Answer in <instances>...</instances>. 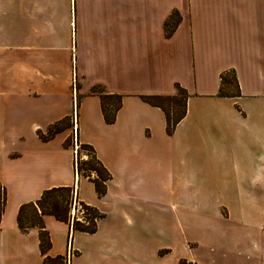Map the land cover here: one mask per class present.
Listing matches in <instances>:
<instances>
[{"label": "crops", "instance_id": "crops-1", "mask_svg": "<svg viewBox=\"0 0 264 264\" xmlns=\"http://www.w3.org/2000/svg\"><path fill=\"white\" fill-rule=\"evenodd\" d=\"M173 14L180 22L167 37ZM208 46L211 59L202 51ZM229 71L240 95L220 97ZM209 79L210 88L202 83ZM176 84L188 93L187 115L169 136L164 112L140 97L174 96ZM95 88L122 97L114 124L105 122ZM59 123L61 132L41 138ZM80 144L93 146L112 176L102 198L75 172ZM0 184L7 193L0 264H43L39 230L22 232L18 212L60 187L75 188L76 203L104 217L87 234L46 216V257L217 262L213 235L203 256L192 229L234 228L232 209H244L247 259L264 264V0H0Z\"/></svg>", "mask_w": 264, "mask_h": 264}, {"label": "trees", "instance_id": "trees-1", "mask_svg": "<svg viewBox=\"0 0 264 264\" xmlns=\"http://www.w3.org/2000/svg\"><path fill=\"white\" fill-rule=\"evenodd\" d=\"M179 22L180 18L177 14H173L170 20L166 22L165 33L167 37L173 34ZM220 80V97H237L240 95L239 84L233 71L222 74ZM232 84L235 87V93H223L225 89H230ZM175 89L176 94L174 96L140 97L145 103L158 107L164 112L166 117V132L169 136L174 134L177 125L187 115L188 93L179 84L175 85ZM93 93L101 99L105 122L109 125L114 124L117 112L122 106V97L104 94L102 90L97 88L93 89ZM62 130V124L59 123L51 127L46 135L40 136L43 140H49ZM70 142L72 140L69 139L66 142V146H70ZM81 152L88 153L85 159L81 157ZM74 166L77 175L88 179L94 184L99 198L106 195L107 182L112 179V176L99 160L93 146L80 144ZM75 201V188L60 187L46 190L37 201L20 206L17 217L19 229L22 232H28L32 228L39 230L40 251L45 256L43 264H66V258L63 256H58L54 259L46 257L47 252L51 248L50 236L44 224L46 216H53L56 220L67 223L73 233L95 234L97 232V222L104 217L103 214L94 207L88 206L83 202H78L76 204L84 211V222H82L83 220H78L79 218L77 217L72 218L71 210ZM6 202V189L0 184V221L5 211ZM180 264L187 263L182 261Z\"/></svg>", "mask_w": 264, "mask_h": 264}, {"label": "rangeland", "instance_id": "rangeland-1", "mask_svg": "<svg viewBox=\"0 0 264 264\" xmlns=\"http://www.w3.org/2000/svg\"><path fill=\"white\" fill-rule=\"evenodd\" d=\"M210 18H205L203 19L202 25L205 26V30H208L211 28L210 25ZM206 33V32H205ZM207 35L209 37H211L213 35L212 31H207ZM208 42H210V44L212 45V38H208L206 39ZM216 50V48H215ZM203 55L206 57H209L211 59V55L213 52L212 46H208V47H204L203 48ZM219 51H223V45L222 48L221 46H219ZM217 54V51H216ZM205 68L209 67L210 69L213 67V65H208L205 64L204 65ZM214 67H216L214 65ZM193 77V76H192ZM189 75H184L182 76V82L184 84H187L189 87L191 86V88L194 89V85H195V81ZM213 81L212 79L206 80L202 83H205L207 85V87H211L213 85ZM199 83V82H198ZM234 84V83H233ZM232 84V86L230 87V89H225L223 93L225 94H232L235 93V87ZM73 145L75 146V137L73 139ZM88 153L87 152H81V157L83 159H85L87 157ZM82 159V160H83ZM90 159V158H89ZM88 159V160H89ZM223 207L226 208V210H221V212L223 211V213L225 212V215L227 214V211H229V208H227V206L223 205ZM73 208V207H72ZM78 209V212H75L76 215L75 217L82 219L84 221V211L77 205L76 206V210ZM256 210H254L255 212ZM258 211V210H257ZM72 212V210H71ZM83 212V213H82ZM232 212L235 214V219H236V225L234 226V228H230V229H219V228H195L192 229V232L194 235H196L197 237H199V239H201V241L203 243H201L200 246V250L203 254V256H206L207 253L209 251H211L210 247L213 246V255H215L214 257H218V261H212L211 259L205 260L206 264H260V260L256 259V256L253 254L252 255V259L250 261H248L247 256L249 255V243L248 241H245V234L248 233L247 227L249 226L247 225V221L245 220V217H247L245 213L249 212V210H238V209H232ZM156 230L158 233V229L164 228L163 222L160 221L161 219V215L158 214V212L156 211ZM254 219L259 222L260 216L258 215H253ZM173 228V225H172ZM190 235V234H189ZM213 235V240H214V245L212 246H208V243L205 242L207 239V236H212ZM165 243L164 241H156V244H163ZM251 245V244H250ZM195 252V253H194ZM199 251H194L191 250V252L187 253V255L189 256H193L194 254H196ZM209 254V253H208ZM192 264V263H189Z\"/></svg>", "mask_w": 264, "mask_h": 264}, {"label": "built area", "instance_id": "built-area-1", "mask_svg": "<svg viewBox=\"0 0 264 264\" xmlns=\"http://www.w3.org/2000/svg\"><path fill=\"white\" fill-rule=\"evenodd\" d=\"M77 144H76V146H75V150H77ZM76 206H77V204H76V201L74 202V205H73V208H72V212H71V214H72V218H74L75 217V215H76V213L75 212H78V209L76 210ZM83 213V212H82ZM78 220H80V221H82V219H78ZM82 222H84V221H82Z\"/></svg>", "mask_w": 264, "mask_h": 264}]
</instances>
